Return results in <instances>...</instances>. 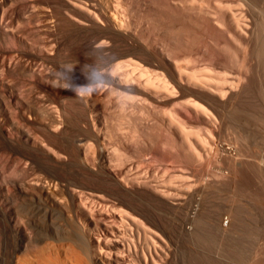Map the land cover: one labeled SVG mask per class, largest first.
I'll use <instances>...</instances> for the list:
<instances>
[{"label":"bare ground","instance_id":"6f19581e","mask_svg":"<svg viewBox=\"0 0 264 264\" xmlns=\"http://www.w3.org/2000/svg\"><path fill=\"white\" fill-rule=\"evenodd\" d=\"M0 264H264V0H0Z\"/></svg>","mask_w":264,"mask_h":264},{"label":"clouds","instance_id":"9594fccd","mask_svg":"<svg viewBox=\"0 0 264 264\" xmlns=\"http://www.w3.org/2000/svg\"><path fill=\"white\" fill-rule=\"evenodd\" d=\"M91 62L82 66L81 72L85 76L86 83L76 85L72 81L74 71V62H62L59 66V75L64 81L66 88L78 91L81 95L90 94L101 89H107L113 84L114 73L111 71V64L108 61V54L98 49H93L90 53ZM106 67L97 70L100 65ZM105 73L108 75L106 76Z\"/></svg>","mask_w":264,"mask_h":264},{"label":"rangeland","instance_id":"374dc122","mask_svg":"<svg viewBox=\"0 0 264 264\" xmlns=\"http://www.w3.org/2000/svg\"><path fill=\"white\" fill-rule=\"evenodd\" d=\"M253 190H246V192H236L235 195V200L237 205H239L242 209L243 215L246 218H251L252 217V212H253ZM255 231L256 229H251V232L249 235V232L245 234V237L247 238V241L244 243L245 245L249 246L250 244L252 245H261L262 242L256 241V236H255Z\"/></svg>","mask_w":264,"mask_h":264}]
</instances>
